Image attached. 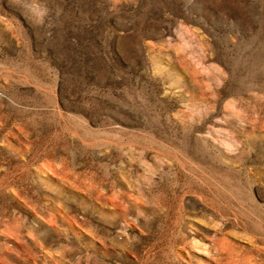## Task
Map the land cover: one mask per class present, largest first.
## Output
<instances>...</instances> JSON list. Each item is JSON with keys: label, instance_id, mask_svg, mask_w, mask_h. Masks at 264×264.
<instances>
[{"label": "rangeland", "instance_id": "rangeland-1", "mask_svg": "<svg viewBox=\"0 0 264 264\" xmlns=\"http://www.w3.org/2000/svg\"><path fill=\"white\" fill-rule=\"evenodd\" d=\"M0 264H264V0H0Z\"/></svg>", "mask_w": 264, "mask_h": 264}]
</instances>
